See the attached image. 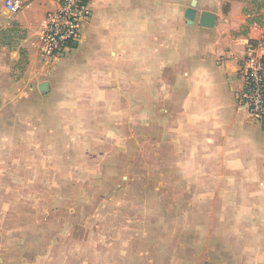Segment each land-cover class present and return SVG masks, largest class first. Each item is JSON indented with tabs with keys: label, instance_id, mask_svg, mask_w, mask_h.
<instances>
[{
	"label": "crops",
	"instance_id": "obj_1",
	"mask_svg": "<svg viewBox=\"0 0 264 264\" xmlns=\"http://www.w3.org/2000/svg\"><path fill=\"white\" fill-rule=\"evenodd\" d=\"M6 1L0 0V111L17 108L10 118L29 123L28 137L50 148L56 132L48 130L53 123L46 121L45 105H50L48 119L63 125L55 134L60 150L75 151L81 145L73 137L78 133H61L69 121L79 119L85 108L89 114L93 106L101 107L115 136L118 106L125 129H136L139 120L140 144L155 147L158 165L163 161L185 183L204 185L196 198L224 197L222 191L205 189L234 184L239 186L226 198L264 199V129L236 97L247 47L255 43L264 53V8L255 24L254 14L243 13L250 12L251 0H91L77 47L51 59L41 53L40 38L53 6L48 0H12L23 8L11 14ZM188 9L195 11L192 24L185 18ZM202 12L215 15L212 28L199 26ZM17 33L21 36L15 38ZM21 51L26 57L18 66ZM41 83H47L44 93ZM78 126L72 122V128ZM67 136L71 148L62 140ZM244 184L251 186L243 190ZM184 212L187 217L172 223L170 231L178 233L172 235L174 248L186 249L188 257L194 245L198 249L201 262L190 264H264V240L260 234L245 240L248 223L235 218L252 216L254 231H264L263 207ZM201 213L219 218L190 222Z\"/></svg>",
	"mask_w": 264,
	"mask_h": 264
},
{
	"label": "rangeland",
	"instance_id": "obj_2",
	"mask_svg": "<svg viewBox=\"0 0 264 264\" xmlns=\"http://www.w3.org/2000/svg\"><path fill=\"white\" fill-rule=\"evenodd\" d=\"M20 36L17 33L15 38ZM24 62L19 60L17 65ZM45 107L46 121L53 123L48 130H56L50 135L49 149L37 137L38 143L28 137L27 121L22 126L10 118L17 108L7 105L0 111V264L200 263L195 245L190 257L186 249L172 246V235L178 233L170 227L187 217L182 211L264 208V199L226 198L227 192L235 190L233 186H239L234 184L205 189L222 191L224 197L196 198L204 185L185 183L181 173L163 167V161L158 165L155 147L140 144L139 120L134 121L136 129H125L118 106L115 136L109 133L101 107L93 106L89 114L85 108L79 119L70 120L68 129L61 131H76L78 136L73 137L81 145L75 151L60 150L63 146L57 144L55 134L60 133L62 121L48 119L52 112L50 105ZM72 122L82 126L72 128ZM71 139H62L69 148ZM240 186L248 190L251 185ZM202 213L190 222L213 223L219 218ZM235 218L248 223L242 234L245 240L255 241L259 234L264 240V231L251 226L257 222L254 217Z\"/></svg>",
	"mask_w": 264,
	"mask_h": 264
},
{
	"label": "built area",
	"instance_id": "obj_3",
	"mask_svg": "<svg viewBox=\"0 0 264 264\" xmlns=\"http://www.w3.org/2000/svg\"><path fill=\"white\" fill-rule=\"evenodd\" d=\"M53 10L47 13L41 30V53L55 59L69 50L68 44L78 41L83 23L89 20L91 0H48ZM5 7L11 14L18 13L23 5L7 0ZM255 46L247 47V57L241 67L242 89L237 102L244 105L251 118L264 129V53Z\"/></svg>",
	"mask_w": 264,
	"mask_h": 264
},
{
	"label": "water",
	"instance_id": "obj_4",
	"mask_svg": "<svg viewBox=\"0 0 264 264\" xmlns=\"http://www.w3.org/2000/svg\"><path fill=\"white\" fill-rule=\"evenodd\" d=\"M194 6V2L192 3ZM185 18L187 19L189 24H192V21L195 18V11L193 9H188L185 14ZM215 23V15L209 12H202L199 16V26L203 28H212ZM38 89L41 93L47 91V83H41L38 86Z\"/></svg>",
	"mask_w": 264,
	"mask_h": 264
},
{
	"label": "trees",
	"instance_id": "obj_5",
	"mask_svg": "<svg viewBox=\"0 0 264 264\" xmlns=\"http://www.w3.org/2000/svg\"><path fill=\"white\" fill-rule=\"evenodd\" d=\"M252 8L250 12H247L246 10L243 11V13L251 15L254 14L251 20V23L259 24L260 23V10L264 8V0H251ZM261 46L264 47V39L260 41ZM251 46H255V43H250ZM69 49H75L77 47L76 42H71L68 44ZM25 53L23 51L20 52V61L25 60Z\"/></svg>",
	"mask_w": 264,
	"mask_h": 264
}]
</instances>
